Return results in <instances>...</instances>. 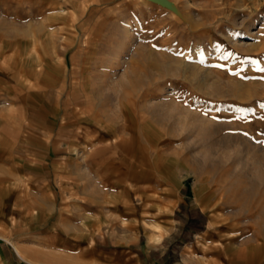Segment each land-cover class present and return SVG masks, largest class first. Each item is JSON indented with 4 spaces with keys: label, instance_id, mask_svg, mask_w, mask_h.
Instances as JSON below:
<instances>
[{
    "label": "rangeland",
    "instance_id": "obj_1",
    "mask_svg": "<svg viewBox=\"0 0 264 264\" xmlns=\"http://www.w3.org/2000/svg\"><path fill=\"white\" fill-rule=\"evenodd\" d=\"M44 75L52 96L70 92L69 106L87 121L73 132V166L104 172L60 191L59 213L85 214L81 223L19 234L7 216L5 239L36 262L81 264L74 246L83 239L63 226L86 229L101 207L103 229L123 230L129 190L148 184L161 202L160 186L169 196L182 187L208 218L202 260L226 264L233 250L236 262L264 264V0H0V134L8 141L23 96ZM161 213L169 209L151 215ZM145 216L141 233L156 242L165 231ZM1 252L27 264L2 240Z\"/></svg>",
    "mask_w": 264,
    "mask_h": 264
},
{
    "label": "crops",
    "instance_id": "obj_2",
    "mask_svg": "<svg viewBox=\"0 0 264 264\" xmlns=\"http://www.w3.org/2000/svg\"><path fill=\"white\" fill-rule=\"evenodd\" d=\"M32 73H35V69ZM44 77V80L38 81L39 86L31 88L23 96L17 134L10 141L0 134V159L6 156V145H12L8 148V166L0 162V208L3 209L0 225L8 216V226L13 224L10 229H15L19 234L33 229V225L37 229L51 221L47 229H54L62 220L74 225L81 223L85 214L70 218L59 213L58 209L66 206L60 191L70 183H77L81 187L86 182L81 177L88 174L101 177L104 172L101 168L93 170L73 166L76 160L73 132L77 126H83L79 124L80 121H87L83 118L79 121L83 114H77L75 108L69 106L70 92L67 93L69 97L65 95L63 100L59 99L60 95L53 97L51 90L54 86L48 85L49 77ZM103 155L102 151L97 156L99 162ZM5 168L8 169V178ZM107 182L111 185L113 180ZM160 188L161 202L155 200L148 184H140L129 190L126 202L130 207L126 206L128 208L120 213L126 218L122 219L119 214L127 224L123 230L118 225L113 232L103 229L106 220L99 217L101 207L94 215H87L90 218L86 229L78 231L77 228L63 226L68 231L78 232L83 239L74 246L77 257L83 261L81 264H214L200 258L204 252L201 240L209 230L207 216L194 204L193 199H189V194L179 193L182 187L176 192L172 189L170 196L166 195L164 187ZM140 196L144 198L143 203L135 208L132 201L136 202ZM102 198L108 202L105 195ZM157 208H168L169 213L153 217L151 214ZM31 214L34 215L32 220ZM146 214L151 216L150 219L159 220V226L165 231L156 242L150 241L158 235L151 233L147 240L145 233H141V222L146 219ZM94 229L96 236L92 238ZM233 252L230 250L226 264H241L231 256ZM1 258L5 264H15L10 253L5 255L1 252Z\"/></svg>",
    "mask_w": 264,
    "mask_h": 264
},
{
    "label": "bare ground",
    "instance_id": "obj_3",
    "mask_svg": "<svg viewBox=\"0 0 264 264\" xmlns=\"http://www.w3.org/2000/svg\"><path fill=\"white\" fill-rule=\"evenodd\" d=\"M154 2V1H153ZM157 3V2H156ZM162 4V3H161ZM225 7V6H224ZM54 42V41H53ZM40 53V52H39ZM7 61V60H6ZM41 65V64H40ZM11 226V225H10ZM0 240H2V241H5V242H7V243H10L12 246H13V250H14V252H15V254L17 255V257L20 259V260H22V261H24L25 263H27V264H47V261H46V263H45V261L44 262H42V261H40V260H38V262H36V261H34V260H32L31 258H30V256H28L20 247H18L15 243H13L12 241L10 242V240H8V239H5V236L3 237L2 236V234H0ZM27 251V250H26ZM32 251V250H31ZM28 252V251H27ZM36 254H38V255H41L40 253H38V252H36ZM237 254V253H236ZM35 256V255H34ZM43 256V255H42ZM46 257V256H45ZM48 257V256H47ZM239 257H241V256H239ZM38 258V257H37ZM243 258V257H242ZM36 259V258H35ZM43 259V258H42ZM45 259V258H44ZM236 259V258H235ZM46 260H48L47 258H46ZM242 260V259H241Z\"/></svg>",
    "mask_w": 264,
    "mask_h": 264
}]
</instances>
